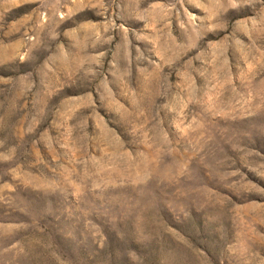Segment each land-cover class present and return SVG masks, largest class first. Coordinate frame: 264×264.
<instances>
[{"label": "rangeland", "instance_id": "obj_1", "mask_svg": "<svg viewBox=\"0 0 264 264\" xmlns=\"http://www.w3.org/2000/svg\"><path fill=\"white\" fill-rule=\"evenodd\" d=\"M0 264H264V0H0Z\"/></svg>", "mask_w": 264, "mask_h": 264}]
</instances>
